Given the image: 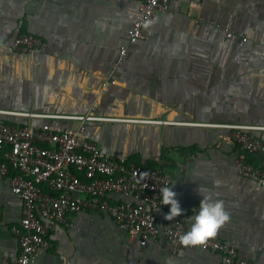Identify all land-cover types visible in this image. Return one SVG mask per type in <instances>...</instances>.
I'll use <instances>...</instances> for the list:
<instances>
[{
	"label": "crops",
	"instance_id": "1",
	"mask_svg": "<svg viewBox=\"0 0 264 264\" xmlns=\"http://www.w3.org/2000/svg\"><path fill=\"white\" fill-rule=\"evenodd\" d=\"M137 8L136 0H0V111L8 113L0 121L63 131L75 126L72 117L113 119L89 122L83 137L104 157L168 175L184 210L174 220L186 231L198 188L222 201L229 219L209 239L264 264V188L236 174L243 152L229 130L213 127H256L250 134L264 142V0H171L112 73ZM19 34L47 48H15ZM168 210H155L158 227L174 221L164 219ZM21 218L20 199L0 182V264L19 254L11 228ZM140 241L104 213L70 215L68 226L52 228L37 264H223L218 254L175 250L163 238Z\"/></svg>",
	"mask_w": 264,
	"mask_h": 264
},
{
	"label": "built area",
	"instance_id": "2",
	"mask_svg": "<svg viewBox=\"0 0 264 264\" xmlns=\"http://www.w3.org/2000/svg\"><path fill=\"white\" fill-rule=\"evenodd\" d=\"M135 19L127 31L126 43L119 47L112 73L123 64L129 44L142 40L144 31L154 16L166 13L171 0H136ZM202 24L201 20L197 21ZM220 29V28H218ZM226 38L233 34L221 29ZM244 42L246 38L242 39ZM15 48L28 52H42L47 43L31 34L12 38ZM114 80H106L100 91ZM1 115H7L0 111ZM76 124L70 129L53 131L16 127L0 121V182H7L12 194L22 203V218L11 228L19 254L13 262L4 264H37L49 250V234L55 225L68 226L70 215L101 212L111 217L129 237H140V245L156 243L163 238L172 248L200 249L221 256L223 264H249L238 256L236 249L225 242L207 238L202 245L184 247L180 236L186 230L177 220L157 226L156 207L160 206V189L172 180L159 168H147L124 158L104 157L101 149L85 139L89 122H107L91 114L72 117ZM229 130L230 140L242 152L257 155L254 165L240 156L235 160L238 176L255 180L264 188V142L253 137L259 128L241 125H214ZM146 174V175H145ZM110 194L123 200L113 203ZM162 205L159 209H168Z\"/></svg>",
	"mask_w": 264,
	"mask_h": 264
},
{
	"label": "clouds",
	"instance_id": "3",
	"mask_svg": "<svg viewBox=\"0 0 264 264\" xmlns=\"http://www.w3.org/2000/svg\"><path fill=\"white\" fill-rule=\"evenodd\" d=\"M173 185L174 183L161 187L160 206L155 208L158 210L162 205L169 206V210L164 216L167 221L184 215V210L175 198L177 194L172 190ZM198 194L202 198L195 213L190 218L191 223L188 230L180 236V244L184 247L202 245L207 238L214 236L217 230L229 219L222 201L214 200L211 195L203 194L200 188H198Z\"/></svg>",
	"mask_w": 264,
	"mask_h": 264
},
{
	"label": "trees",
	"instance_id": "4",
	"mask_svg": "<svg viewBox=\"0 0 264 264\" xmlns=\"http://www.w3.org/2000/svg\"><path fill=\"white\" fill-rule=\"evenodd\" d=\"M242 156L245 157V160H246L247 162L252 163V164H254V165H257V164H259V162H260V159H259V157H258L257 155H249V154H245V153L243 152Z\"/></svg>",
	"mask_w": 264,
	"mask_h": 264
}]
</instances>
